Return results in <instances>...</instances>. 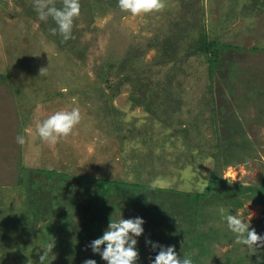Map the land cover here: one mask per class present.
<instances>
[{"label": "rangeland", "instance_id": "obj_1", "mask_svg": "<svg viewBox=\"0 0 264 264\" xmlns=\"http://www.w3.org/2000/svg\"><path fill=\"white\" fill-rule=\"evenodd\" d=\"M165 4L160 12L131 17L117 0H80L74 38L62 42L49 32L55 27L51 18L38 19L33 0H0V264H40L43 254V263L60 258L55 264H62L70 253L65 244L80 229L96 225L102 233L120 215L145 221L137 264H150L156 254L146 239L174 245L197 264H263L264 248L249 255L235 245L219 209L264 235V208L253 200V189H241L264 180V0ZM203 30L209 40L235 47L210 77L197 38ZM166 50L173 54L168 65ZM41 67L46 74H39ZM76 106L82 119L72 135L55 145L36 137L37 121ZM236 121L240 128L233 132ZM20 168L67 175L51 181L57 213L35 220L27 212L32 191L19 186ZM212 175L222 183L195 201ZM89 178L146 186L139 194L146 193L147 202L138 203L137 196L124 201L123 191L112 187L116 193L108 204L99 199L84 207L76 195L100 188ZM40 180L35 179L42 197L36 206L49 192ZM84 186L88 193H82ZM68 198L73 202L63 225L58 211L66 209ZM101 202L107 205L101 220L91 221ZM181 230L188 241L197 236L202 251L186 250L188 241L174 239Z\"/></svg>", "mask_w": 264, "mask_h": 264}, {"label": "clouds", "instance_id": "obj_2", "mask_svg": "<svg viewBox=\"0 0 264 264\" xmlns=\"http://www.w3.org/2000/svg\"><path fill=\"white\" fill-rule=\"evenodd\" d=\"M117 6L122 13L139 17L160 12L166 4L165 0H117ZM33 7L40 21L47 22L51 18L54 22L55 27L49 29L51 35H59L62 42L74 38L72 29L74 20L80 15V0H61V7L56 6V0H33ZM39 74H46V68L41 67ZM62 91L66 93L68 89L64 88ZM81 119V110L78 106L70 110L54 111L47 118L37 121L35 135L43 143L55 145L72 135ZM16 142L23 145L26 141L24 136L18 135ZM219 213L228 231L234 235L235 245L243 246L249 251V255L264 248V235L258 234L249 222L237 215L226 214L223 207L219 209ZM144 223V219L139 216L125 219L120 215L118 220H109L102 234L92 240L86 248H90L94 255H99L105 264H137L140 259L136 247L137 238L144 233ZM145 244L150 245L151 251L156 253L154 257L148 258L150 264H193L190 257L182 258L174 245L166 246L148 239L145 240ZM44 258L43 254L40 257V264H43ZM83 264L97 262L95 259H85Z\"/></svg>", "mask_w": 264, "mask_h": 264}, {"label": "trees", "instance_id": "obj_3", "mask_svg": "<svg viewBox=\"0 0 264 264\" xmlns=\"http://www.w3.org/2000/svg\"><path fill=\"white\" fill-rule=\"evenodd\" d=\"M198 35L199 36L197 38H201L202 42H203V45L201 48V53H203V55L205 56L204 61H205V65H206V73H207L208 77H210L211 74L213 73V71L218 68L217 64H218L219 60L223 61L224 59L229 58L230 55H233L234 54L233 51L235 50V47L231 46V45H225L222 43H218L216 41L209 40L208 37L206 36V34L204 33V30L201 32V34H198ZM192 38L194 40L196 39L194 37H192ZM171 47H172V44L170 45V48ZM172 50H174V49H172ZM172 50H170V51L166 50L167 53L163 55L162 58L164 61V65H168L169 61L172 60V56H173ZM193 53L197 54V52H195V51ZM170 54H172L171 57H169ZM174 55H175V53H174ZM179 61H180V59L176 60L174 63L179 62ZM230 67H232V69L234 68L232 64ZM230 69L229 68L225 69V72L228 75H231L232 72H234V69L232 71ZM232 89H233V87L228 88L230 95H231ZM232 116H233V114L230 115L231 118H232ZM239 128H240V124L236 121V124L233 125V127H232V131L236 132ZM241 141L242 142H240V143H242L244 145L246 144V142H243V138H241ZM218 146L219 145L216 144V149H218ZM229 146H233L232 142H229ZM20 172L22 173V175H21L22 177L19 179V186L24 187L25 191H28V190L32 191V194H31L32 198L28 197V201L26 200L28 202V204H27V202L24 203L25 205L26 204L29 205V203H30V207L27 210V212L28 213L30 212L29 214L32 215L35 220H37L38 218L43 219L44 215H49V212H52L51 214H53V215L55 213H57V211H55V209H54L56 207V205L54 203L58 202V194L55 193V191L53 192L51 190V189H54V186H53L51 181L54 180L55 178H57L60 181L62 178L63 179L66 178L67 175H65L63 173L54 172V171H41V170L27 169V168H20ZM30 175H31V177H30ZM40 178L45 179V184H46V182L48 183L49 187L47 190L49 192L47 194L48 195L47 198H46V194H45L44 197L46 199L44 198V200L42 201V204L36 206V205H34V202H39V201L41 202V198H42L41 196H38L39 189L36 190L38 188V186L35 184V179H39V182H41ZM89 181L92 184H96V185L99 184L100 188H99V192H97L96 194H90V195L87 194L84 196L81 195L79 198H77V195H76V197L74 196L75 197L74 199H76L78 202H80L84 207H87L88 205L95 203L92 200L98 201L99 199L100 200L102 199L105 203H107L108 196H110L111 193L116 191L112 187H114L116 189L120 188V190L123 191L122 197L125 198L124 201L132 200L131 198H128V197L137 196L136 199H137V201L139 200L138 203H141L143 205L144 202H147L146 201L147 200L146 193L142 194V196L139 194L140 190H146V188H145L146 186L139 185V184H125V183L106 182L104 180L101 181V180L90 179V178H89ZM261 181L262 182L260 183V185L258 187H254V188L252 187L251 189L250 188H241V189H243V190L249 189L251 191V194H253L252 193V189H253L255 191L254 193H256L253 195L254 196L253 200L258 205H260L264 208V180H261ZM50 182H51L52 186L50 185ZM56 183L57 182H55V184ZM220 183H222V181L219 178H216L213 175L210 176L207 188L204 191V193L195 194L193 196V199L196 201L199 198L204 197V195H206V194H211L210 191L212 190V188L214 186H220ZM64 187L65 186H62L61 188H64ZM84 189H85V191L82 193H88L87 192V186H84ZM232 190H236V186L233 187ZM237 190H238V188H237ZM218 191H220V189H218ZM223 192L225 193V195H231V193H229L230 192L229 190H224ZM213 194H215V192ZM114 201H116V200H114ZM72 202H73V199L68 198V202L66 203V209L60 208L61 210L58 211V214L60 213V215H61L60 217L62 219L63 225H66L68 223V217H69L68 207H69V205L72 204ZM105 203L101 202V203H98V205L96 204V206H94L96 212H94V213L92 212V216L89 218L91 221H95L96 216H98L97 220H101L102 215L104 214V212L106 210L105 208L107 207V205ZM149 203L150 202H148L146 204H149ZM135 204L138 205L137 203H135ZM31 205H33V206H31ZM239 205H240L239 201L235 200L234 207H238ZM94 208H93V210H94ZM85 209H87V208H85ZM146 210L148 212V209H146ZM86 215L89 216L88 211H87ZM27 222H29V221H27ZM62 223L59 222V226H61ZM100 223L101 222H99V224ZM178 225H179V222L177 223V226ZM177 228H179V227H177ZM38 231H40V229ZM101 234L102 233L99 230V226L97 227L96 225L94 227H90L88 230L80 229V231H78V234L71 237V240L67 241L68 244H65L67 247L69 246V248H70L69 252L70 253L64 256L65 261L64 262L61 261V263L62 264H68V261H71L72 264H74L75 262H77L75 264H79V260L84 261L85 259H95L97 264H105V262L101 260L99 255H94L91 252L90 248H86V246L92 240L96 239ZM184 235H185L184 231L181 230L179 232V235H176L173 238L175 239L178 237L180 239V241H183V242H184V240L188 241ZM197 241H198L197 236L192 235L189 238L188 243L184 244L183 247L186 250H189V249L195 248V247H199V249H201L200 251H202V245L197 244ZM71 253H73L74 256ZM203 254H205V253H201L198 256H202ZM185 256L190 257L193 261V264H197L196 263L197 259H195L192 255L191 256L189 254H186L184 256L181 255L182 258ZM57 260L60 261V258H57ZM57 260H54V261H52V263H47V264H55V262ZM44 261H45V259H44ZM43 264H45V263H43ZM199 264H201V263H199ZM263 264H264V262H263Z\"/></svg>", "mask_w": 264, "mask_h": 264}]
</instances>
